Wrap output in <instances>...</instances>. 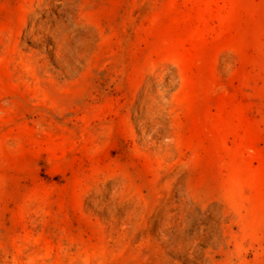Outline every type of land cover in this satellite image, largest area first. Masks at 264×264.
<instances>
[{"label": "rangeland", "instance_id": "rangeland-1", "mask_svg": "<svg viewBox=\"0 0 264 264\" xmlns=\"http://www.w3.org/2000/svg\"><path fill=\"white\" fill-rule=\"evenodd\" d=\"M0 264H264V0H0Z\"/></svg>", "mask_w": 264, "mask_h": 264}]
</instances>
